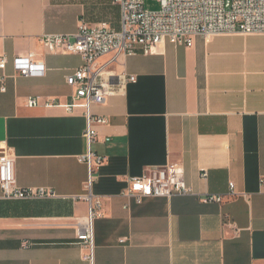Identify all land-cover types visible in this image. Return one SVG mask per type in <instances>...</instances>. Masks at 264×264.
<instances>
[{
	"label": "crops",
	"instance_id": "0c3cea01",
	"mask_svg": "<svg viewBox=\"0 0 264 264\" xmlns=\"http://www.w3.org/2000/svg\"><path fill=\"white\" fill-rule=\"evenodd\" d=\"M81 20L118 30L119 8L108 0H0V56L8 59L0 144L14 154L17 186L55 195L14 201L0 191V264H90L76 240L88 204L74 199L87 193L78 161L84 110L25 105L72 102L66 77L81 57L49 53L40 39L73 35ZM28 54L43 65L41 76L14 71L12 59ZM106 76L114 92L90 108L107 120L92 145L106 159L91 187L102 202L92 264H264V34L196 37L191 48L164 42L150 55L118 56ZM171 164L182 167L190 194L140 205L121 197L129 177ZM214 195L221 204L204 201Z\"/></svg>",
	"mask_w": 264,
	"mask_h": 264
},
{
	"label": "built area",
	"instance_id": "2783aa9c",
	"mask_svg": "<svg viewBox=\"0 0 264 264\" xmlns=\"http://www.w3.org/2000/svg\"><path fill=\"white\" fill-rule=\"evenodd\" d=\"M158 11L145 9L144 0H114L119 8L120 27L113 29L108 23L89 24L81 20L73 35H45L40 43L49 53L62 52L79 55L82 65L66 77V84L74 89L70 104H59L54 100L28 98V108L61 107L67 113L76 108L84 110L86 126L83 138L86 153L78 158L87 167L88 178L85 183L86 194L75 200L88 204V214L82 228L77 234V245L83 250V260L93 263L95 219L102 216L101 199L91 195L94 174L105 162V158L92 150L97 141V125L107 124L102 117L93 116L92 106L102 105L113 94L107 79L109 67L118 56H133L138 52L152 54L159 45L168 42L175 47L191 48L194 39L205 40L219 35H262L264 34V0H155ZM112 55L104 64L98 61ZM8 63L5 56H0V70ZM14 71L22 77H39L43 74L42 64L33 60V55L15 57L11 61ZM126 78V77H125ZM127 81L134 82L129 76ZM3 83L4 77L0 78ZM1 91H5L1 87ZM108 142L107 139L104 140ZM207 176L206 172L202 177ZM264 189V177L259 181ZM228 197L236 196L233 184H229ZM0 191L1 199L30 201L54 197V193L45 188H21L17 186L14 176V154L12 150L0 144ZM191 193L184 180L183 169L171 164L165 167L146 169L139 177L126 179V188L121 197L140 205L147 198H171ZM223 196L205 197V202L221 204ZM128 206L125 205L124 209Z\"/></svg>",
	"mask_w": 264,
	"mask_h": 264
},
{
	"label": "rangeland",
	"instance_id": "374dc122",
	"mask_svg": "<svg viewBox=\"0 0 264 264\" xmlns=\"http://www.w3.org/2000/svg\"><path fill=\"white\" fill-rule=\"evenodd\" d=\"M145 9L155 12L158 11L159 6L155 0H144Z\"/></svg>",
	"mask_w": 264,
	"mask_h": 264
},
{
	"label": "trees",
	"instance_id": "16d2710c",
	"mask_svg": "<svg viewBox=\"0 0 264 264\" xmlns=\"http://www.w3.org/2000/svg\"><path fill=\"white\" fill-rule=\"evenodd\" d=\"M109 4L111 5V7H116V5L113 4L114 0H108Z\"/></svg>",
	"mask_w": 264,
	"mask_h": 264
}]
</instances>
